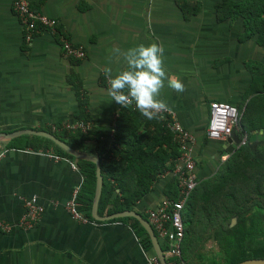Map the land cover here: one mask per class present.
Listing matches in <instances>:
<instances>
[{"label": "crops", "instance_id": "obj_1", "mask_svg": "<svg viewBox=\"0 0 264 264\" xmlns=\"http://www.w3.org/2000/svg\"><path fill=\"white\" fill-rule=\"evenodd\" d=\"M29 1L33 10L58 19L59 31L82 45L86 57H67L60 36L49 31L27 42L14 0H0V264H151L157 254L154 246L144 243L142 229L132 219L136 217L98 220L91 209V216L85 213L88 222L73 219L66 203L84 184L79 158L60 155L45 140L33 138L43 137L37 134H22L16 141L17 137L5 139L4 135L48 131L68 140L66 129L83 121L109 149H115L116 120L122 107L107 94L109 84L102 69L111 67L115 76L126 67L113 55V48L125 51L156 42L165 49L169 75L185 85L179 93L166 82L161 99L195 136V172L199 181L209 179L230 155L224 153L220 160L224 140L208 138L211 103L248 104L252 91L264 81L263 74L254 73L264 70V45L258 42V34L245 36L242 16L220 15V0ZM261 129L258 134L264 132ZM27 142L36 148L25 147ZM172 177L173 172L162 175L131 211L151 222L148 211L167 197ZM119 193L116 189L114 197ZM34 195L45 211L33 227H21L24 198ZM99 215L111 214L99 208ZM234 216L225 224L227 228L217 225L211 235L200 232L206 235L203 243L209 242L205 253L221 251L226 235L239 223V219L232 222ZM196 238L198 242L200 237Z\"/></svg>", "mask_w": 264, "mask_h": 264}, {"label": "trees", "instance_id": "obj_2", "mask_svg": "<svg viewBox=\"0 0 264 264\" xmlns=\"http://www.w3.org/2000/svg\"><path fill=\"white\" fill-rule=\"evenodd\" d=\"M217 7L223 17L235 19L242 16L245 36L258 34V42L264 45V0H220ZM255 67L256 65L254 70ZM254 73L258 76L263 74L264 80L262 68ZM252 92L248 104L238 107L243 114L241 130L249 135L254 130L264 129V81L262 87ZM167 121L165 118L147 120L133 106L126 109L122 107L116 120L113 150L107 147L106 141L99 140L94 131L66 129L68 140L57 133L58 138L66 140L76 150L99 156L104 174L103 193L99 204L101 213L106 210L108 214L132 210L162 175L175 171L182 150L174 133L167 127ZM33 138L45 140L48 146L54 147L62 156L76 158L49 138ZM92 140H96V145L88 143ZM257 140L255 146L248 142L230 154L225 161H221L214 176L200 180L186 205L192 223L189 229L186 228V239L188 237L191 242L194 237H200L198 242L196 238V264H237L259 257V254H250L252 252H258L262 254L259 258H264V132L258 134ZM24 146L35 145L27 142ZM77 161L80 162L85 176L84 184L77 195L78 206L91 216L97 184V165L90 160ZM179 182L178 175L170 179L165 191L167 197L174 200L181 198ZM116 189L120 193L114 197ZM237 214L241 215L239 223L226 235V244L221 247V251L213 255L202 251L206 235H201L200 232L211 235L217 225L227 228L228 225L225 224ZM132 219L135 226L142 229L146 246L152 248L149 233L138 219ZM246 229L250 231L248 234ZM162 247L165 250L166 243ZM183 259L185 260L184 254Z\"/></svg>", "mask_w": 264, "mask_h": 264}, {"label": "built area", "instance_id": "obj_3", "mask_svg": "<svg viewBox=\"0 0 264 264\" xmlns=\"http://www.w3.org/2000/svg\"><path fill=\"white\" fill-rule=\"evenodd\" d=\"M13 7L24 27L27 42H31L39 32L49 31L60 36L63 52L67 57L78 60L86 57V51L82 45L74 44L65 34L59 31L58 19L33 10L29 0H14ZM241 117L242 113L237 106L222 101L212 102L207 128L209 138L226 139L235 128H238L242 135L241 144H246L249 135L241 130ZM163 118L168 120L167 127L174 133L182 150L179 163L173 171V174L178 175L180 179L181 198L174 200L165 197L156 207L150 208L148 213L155 232L167 242V247L164 250L167 264H186L183 259V242L186 237L183 212L199 184L195 172L196 161L193 155V145L196 138L174 118L172 111H165ZM67 129L88 132L90 125L79 121L76 125ZM78 191L76 190L73 198L66 203V208L74 220L88 222L89 217L78 206ZM24 203L25 211L19 219V225L24 228L33 227L40 220L45 208L35 195L24 198ZM1 225L3 228H9L8 225L3 223ZM151 264L162 263L157 256H154L151 258Z\"/></svg>", "mask_w": 264, "mask_h": 264}, {"label": "clouds", "instance_id": "obj_4", "mask_svg": "<svg viewBox=\"0 0 264 264\" xmlns=\"http://www.w3.org/2000/svg\"><path fill=\"white\" fill-rule=\"evenodd\" d=\"M163 45L152 42L139 44L122 51L113 48V55L122 59L126 67L113 76L111 67L102 69L108 79L107 94L123 108H134L147 120L163 119L165 111H171L167 103L161 99L166 86L182 93L183 82L170 76L165 67ZM175 176V175H174Z\"/></svg>", "mask_w": 264, "mask_h": 264}, {"label": "water", "instance_id": "obj_5", "mask_svg": "<svg viewBox=\"0 0 264 264\" xmlns=\"http://www.w3.org/2000/svg\"><path fill=\"white\" fill-rule=\"evenodd\" d=\"M263 130V129H261ZM27 133H33L37 134L43 137H47L54 141L57 145L62 147L64 150H66L68 153L71 155L75 156L76 158L79 159H85V160H90L94 162L97 165V187H96V195L94 198L93 202V208H92V215L95 219H111V218H116V217H123V216H134L136 217L142 224V226L146 229V231L149 233L151 237V241L153 243L155 252L157 254V257L161 261L162 264H167L165 255H164V250L162 245L160 244V241L158 239V236L155 232V229L151 222H149L147 219H145L142 215H140L136 211H131V210H125L123 212L111 214L109 216L101 217L99 215V203L103 191V184H104V177H103V172H102V166H101V161L97 156L89 155L82 153L78 150H76L74 147H72L70 144H68L66 141L58 138L55 134L48 132V131H35V130H21L17 132H13L10 134L4 135L6 138L5 139H10L12 137H17L22 134H27ZM259 133V130H255L251 133L249 140H250V145L255 146L256 145V140H257V135ZM1 134V133H0ZM0 138H3L2 135H0ZM223 143V148L220 151V160L222 158V155L224 153H233L237 149V145L241 143V135L238 132L237 128L234 129L233 133L224 141ZM240 214H237L234 216L232 219V222H237L238 219L240 218ZM237 264H264V258H252V259H246L244 261H241Z\"/></svg>", "mask_w": 264, "mask_h": 264}, {"label": "rangeland", "instance_id": "obj_6", "mask_svg": "<svg viewBox=\"0 0 264 264\" xmlns=\"http://www.w3.org/2000/svg\"><path fill=\"white\" fill-rule=\"evenodd\" d=\"M227 155V154H226ZM222 161H224V158L222 159ZM194 202L196 203V196L194 198ZM185 210V209H184ZM262 213L264 214V211L262 210ZM183 218H184V224L186 226L187 229H189L191 227V221L189 220L190 215H188V210L183 212ZM200 231V230H199ZM195 232H196V226H195ZM250 231L249 229H246V233L248 234ZM157 234V233H156ZM194 235V234H192ZM158 236V235H157ZM159 237V236H158ZM160 242L162 243V246L165 245V242L163 241L162 238H159ZM206 247L209 248V242H205L203 250L202 251H206ZM183 254L185 255V263L187 262V264H196L195 262L198 261V255H196V237L193 238V240L190 242L189 238L185 237V240L183 242ZM192 254V255H190ZM250 254H254L258 256H262V254L255 252V253H250ZM259 257H253V258H259Z\"/></svg>", "mask_w": 264, "mask_h": 264}, {"label": "bare ground", "instance_id": "obj_7", "mask_svg": "<svg viewBox=\"0 0 264 264\" xmlns=\"http://www.w3.org/2000/svg\"><path fill=\"white\" fill-rule=\"evenodd\" d=\"M241 113H242V112H241ZM242 115H243V114H242ZM241 118H242V117H241ZM240 121H241V120H240ZM240 125H241V124H240ZM237 130H238V132H239L240 135H241V132L239 131L238 128H237ZM233 131H234V130H233ZM232 133H233V132H232ZM208 138H209V136H208ZM227 138H228V137H227ZM227 138H226V139H227ZM209 139H211V140H225V139H212V138H209ZM241 142H242V135H241ZM240 146H241V143H240L239 145H237V149H238ZM237 149H236V150H237ZM236 150H235V151H236ZM235 151H234V152H235ZM231 154H232V153H231ZM151 224H152V223H151Z\"/></svg>", "mask_w": 264, "mask_h": 264}]
</instances>
